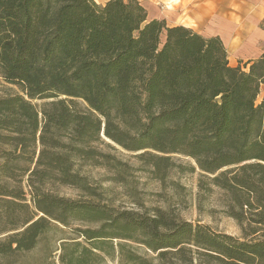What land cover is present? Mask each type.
<instances>
[{
	"label": "trees",
	"instance_id": "16d2710c",
	"mask_svg": "<svg viewBox=\"0 0 264 264\" xmlns=\"http://www.w3.org/2000/svg\"><path fill=\"white\" fill-rule=\"evenodd\" d=\"M0 78L17 88L0 97V264L73 221L99 225L62 242L60 264H264V54L231 67L219 37L149 20L138 0H0ZM105 138L159 180L193 160L227 215L250 218L242 236L112 207L81 172L125 180Z\"/></svg>",
	"mask_w": 264,
	"mask_h": 264
},
{
	"label": "rangeland",
	"instance_id": "374dc122",
	"mask_svg": "<svg viewBox=\"0 0 264 264\" xmlns=\"http://www.w3.org/2000/svg\"><path fill=\"white\" fill-rule=\"evenodd\" d=\"M264 25V20L263 23ZM17 92L15 86L6 84L0 78V97ZM264 98V81L256 104ZM40 106L42 101H35ZM104 137V136H103ZM111 146L110 153L124 164L125 180L121 182L105 181L107 173L103 169L85 167L81 171L90 184L98 191L104 190L105 199L117 210L135 211L153 214V210L162 209L176 214L181 220L192 224L210 227L212 231L240 238L250 218L242 225L227 215V196L225 192L210 184L188 157L173 156L174 167L166 177L159 180L150 174L149 166H143L137 159L139 152H128L105 138ZM193 168V169H191ZM58 194L73 200L85 199V196L70 188H60ZM104 202V201H103ZM106 202V201H105ZM99 224L71 222L69 226L54 224L41 238L38 245L24 254L19 264H60L61 245L64 241H82L76 229L95 228ZM243 226V227H242ZM114 244L118 241L113 240ZM135 246V245H133ZM143 249L138 252L142 253ZM151 255V253H149ZM102 264H117L106 259Z\"/></svg>",
	"mask_w": 264,
	"mask_h": 264
},
{
	"label": "crops",
	"instance_id": "0c3cea01",
	"mask_svg": "<svg viewBox=\"0 0 264 264\" xmlns=\"http://www.w3.org/2000/svg\"><path fill=\"white\" fill-rule=\"evenodd\" d=\"M109 0H94L104 5ZM149 20H164L205 38L217 36L231 67L244 71L264 54V0H138ZM245 66V68H244Z\"/></svg>",
	"mask_w": 264,
	"mask_h": 264
}]
</instances>
